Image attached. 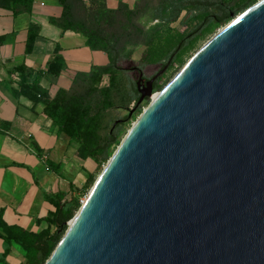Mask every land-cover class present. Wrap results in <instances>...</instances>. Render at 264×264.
I'll return each instance as SVG.
<instances>
[{
    "label": "water",
    "instance_id": "water-1",
    "mask_svg": "<svg viewBox=\"0 0 264 264\" xmlns=\"http://www.w3.org/2000/svg\"><path fill=\"white\" fill-rule=\"evenodd\" d=\"M156 92L43 264H264V0Z\"/></svg>",
    "mask_w": 264,
    "mask_h": 264
},
{
    "label": "trees",
    "instance_id": "trees-1",
    "mask_svg": "<svg viewBox=\"0 0 264 264\" xmlns=\"http://www.w3.org/2000/svg\"><path fill=\"white\" fill-rule=\"evenodd\" d=\"M55 1L61 12L58 17H50V22L64 31L83 35L90 49L106 54L108 63L92 66L89 72H77L67 90H59L54 96H50L39 84V79L42 75H57L60 72L63 59L57 50L45 69L34 72L24 64L12 68L10 74L19 77L12 93L15 97H26L33 104L41 103L43 113L57 126V132L66 134L77 144V156L82 160L92 158L100 165L108 160L110 148L119 143L121 127L129 118L128 108L138 100L135 82L128 81L125 73L132 70L141 72L143 64L160 56L174 60L201 29L210 24L224 25L257 0H137L132 7L119 1L113 9L107 7L106 0ZM33 2L34 0H0V8L10 10L14 15L29 13ZM183 11H190L192 16H198V23L181 34L169 52L158 49L157 42L162 37L159 28L169 27L179 19ZM142 18L157 22L146 28L141 22ZM37 33L36 26L29 28L26 53L31 51ZM1 40L0 37V42ZM139 45L146 47L140 61L124 67L122 63L130 60L134 48ZM117 72L124 75L123 79L118 78ZM33 73V80L27 82V78ZM103 76L108 78L107 85H99ZM158 79L153 84V91L161 88ZM113 108L125 110L126 113L122 118H115L110 112ZM118 119L121 121L113 126ZM8 127V122H0V134H4ZM43 161L48 171L64 177L58 164L45 159ZM13 165L22 166L17 163ZM93 181L94 175L89 174L80 187L69 182L68 190L42 191L43 200L52 205L54 210L40 218L47 223V227L38 232L6 223L3 219L4 209L0 208V238L3 245L0 263L9 264L5 257L10 251L11 243H16L24 252V259L18 264H43L65 231V222L78 210L81 198Z\"/></svg>",
    "mask_w": 264,
    "mask_h": 264
},
{
    "label": "crops",
    "instance_id": "crops-1",
    "mask_svg": "<svg viewBox=\"0 0 264 264\" xmlns=\"http://www.w3.org/2000/svg\"><path fill=\"white\" fill-rule=\"evenodd\" d=\"M119 1L132 7L137 0H106V5L113 9ZM60 12L55 0H34L31 12L17 15L0 8V122L9 123L6 132L0 134V208L4 209L6 223L33 232L47 227L40 218L54 210L43 200L42 191L68 190L69 182L80 187L89 174L94 175L98 166L92 158L82 160L77 156V144L66 134L57 132V126L43 113L41 103L33 104L26 97H15L12 93L19 78L10 74L12 68L24 64L34 72L45 69L57 50L63 59L60 72L48 73L39 79L50 96L67 90L77 72H89L92 66L108 63L106 54L90 49L83 35L64 31L50 22V17H58ZM32 26L37 27L38 33L31 51L26 53L27 33ZM34 76L35 73L27 82ZM44 159L58 164L64 177L48 171ZM35 202L41 210L34 209ZM13 244L5 261L18 264L21 261L14 252L19 248ZM2 251L0 238V253Z\"/></svg>",
    "mask_w": 264,
    "mask_h": 264
},
{
    "label": "rangeland",
    "instance_id": "rangeland-1",
    "mask_svg": "<svg viewBox=\"0 0 264 264\" xmlns=\"http://www.w3.org/2000/svg\"><path fill=\"white\" fill-rule=\"evenodd\" d=\"M192 12L190 11H183L179 17V19L173 23L170 24L169 27L167 28H159V33L162 35L160 40L157 42L158 49L169 52L175 43L176 39L181 35L185 34L189 30H191L197 23H198V16H192ZM190 16L189 18H187ZM141 22L145 25L146 28L151 27L152 24H155L157 20H152L151 22L145 18L141 19ZM223 25H215V24H210L209 26L201 29V31L193 38V40L186 46V48L179 52L174 60L168 59V57L162 58L161 56L156 58L154 61L145 63L142 65V73L145 76H150L154 72L159 71L164 64L168 60H170V63L167 67V69L158 77V83L161 84V88H163L166 83L173 77V75L184 65V63L214 34L218 29H220ZM146 50L145 46L139 45L134 48L130 60L124 61L122 65L124 67H129L132 64H135V62L140 61L142 58V55H144V52ZM162 51V52H163ZM161 52V51H160ZM118 78L123 79L122 73L117 72L116 73ZM125 77L128 81H134L137 77L136 71H127L125 73ZM99 85H107L108 83V78L107 76L99 82ZM160 88V89H161ZM159 89V90H160ZM156 90V91H159ZM154 91V92H156ZM151 98L149 97L148 99H145L141 102V104L133 111L131 116L124 122V124L121 127L120 134H119V142L123 138V136L126 134V132L129 130L131 125L134 123V121L137 119L139 114L142 112V110L147 106V104L150 102ZM133 102L130 104V108L133 107ZM110 112L113 117L115 118H122L124 113H126L125 110H118V109H110ZM118 144L113 145L110 150H109V155L113 153L115 150L116 146ZM109 156V157H110ZM107 162V161H106ZM106 162L101 163L100 165L97 166L95 172H94V180L96 177L99 175L103 167L105 166ZM94 182V181H93ZM93 184V183H92ZM91 184V185H92ZM89 186L87 193L91 187ZM86 193V194H87ZM85 194V196H86ZM85 196L81 198V200H84ZM34 209L36 210H41L42 207L39 206L38 202H35L33 204ZM14 247L19 248L16 249L14 252L15 257L17 260L22 261L24 259V252L21 250L20 246L16 243L13 244ZM1 264V263H0Z\"/></svg>",
    "mask_w": 264,
    "mask_h": 264
},
{
    "label": "flooded vegetation",
    "instance_id": "flooded-vegetation-1",
    "mask_svg": "<svg viewBox=\"0 0 264 264\" xmlns=\"http://www.w3.org/2000/svg\"><path fill=\"white\" fill-rule=\"evenodd\" d=\"M136 71V74H137V77H136V79H135V82H136V80H137V78H138V74L140 73L139 71H137V70H135ZM142 72V71H141ZM158 72V71H157ZM157 72H154L153 74H151L150 76H145L143 73H142V78H143V83L146 81V80H148V79H150L152 76H154ZM157 80V79H156ZM155 82V81H154ZM154 84V83H153Z\"/></svg>",
    "mask_w": 264,
    "mask_h": 264
},
{
    "label": "bare ground",
    "instance_id": "bare-ground-1",
    "mask_svg": "<svg viewBox=\"0 0 264 264\" xmlns=\"http://www.w3.org/2000/svg\"><path fill=\"white\" fill-rule=\"evenodd\" d=\"M157 95H158V93H157V92H154V93H152V94L150 95V98H151V99H154V98H156Z\"/></svg>",
    "mask_w": 264,
    "mask_h": 264
},
{
    "label": "built area",
    "instance_id": "built-area-1",
    "mask_svg": "<svg viewBox=\"0 0 264 264\" xmlns=\"http://www.w3.org/2000/svg\"><path fill=\"white\" fill-rule=\"evenodd\" d=\"M80 202H82V200Z\"/></svg>",
    "mask_w": 264,
    "mask_h": 264
}]
</instances>
